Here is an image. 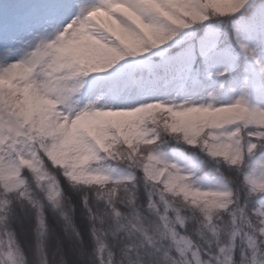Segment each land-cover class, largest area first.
Returning a JSON list of instances; mask_svg holds the SVG:
<instances>
[{
  "label": "snow or ice",
  "instance_id": "snow-or-ice-1",
  "mask_svg": "<svg viewBox=\"0 0 264 264\" xmlns=\"http://www.w3.org/2000/svg\"><path fill=\"white\" fill-rule=\"evenodd\" d=\"M0 240L264 264V0H0Z\"/></svg>",
  "mask_w": 264,
  "mask_h": 264
},
{
  "label": "clouds",
  "instance_id": "clouds-1",
  "mask_svg": "<svg viewBox=\"0 0 264 264\" xmlns=\"http://www.w3.org/2000/svg\"><path fill=\"white\" fill-rule=\"evenodd\" d=\"M10 251L11 249L7 246L6 241L0 240V264H10L8 260V253ZM34 264H67V260L54 250L48 253L46 261L43 258L37 256ZM105 264H107V261Z\"/></svg>",
  "mask_w": 264,
  "mask_h": 264
},
{
  "label": "trees",
  "instance_id": "trees-1",
  "mask_svg": "<svg viewBox=\"0 0 264 264\" xmlns=\"http://www.w3.org/2000/svg\"><path fill=\"white\" fill-rule=\"evenodd\" d=\"M51 211L52 210H50V213H51ZM84 211L85 210L83 209L82 205H78V207L76 209V214H75V218H76V221H77L78 224L81 223V222H83L84 224L87 223L86 218L83 215H81V213L84 212ZM51 222H52V231H53V233H59L62 236V238L65 241V243H67L68 238H67L66 235H64L63 228H62L61 224L58 223L56 219H52ZM26 227H27V224H25V228ZM17 230L21 231L19 228Z\"/></svg>",
  "mask_w": 264,
  "mask_h": 264
}]
</instances>
